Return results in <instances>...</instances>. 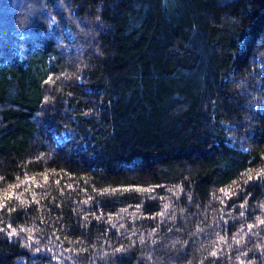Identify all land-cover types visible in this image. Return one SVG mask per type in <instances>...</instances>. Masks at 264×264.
Segmentation results:
<instances>
[{
  "label": "trees",
  "instance_id": "obj_1",
  "mask_svg": "<svg viewBox=\"0 0 264 264\" xmlns=\"http://www.w3.org/2000/svg\"><path fill=\"white\" fill-rule=\"evenodd\" d=\"M0 264H264V0H0Z\"/></svg>",
  "mask_w": 264,
  "mask_h": 264
}]
</instances>
